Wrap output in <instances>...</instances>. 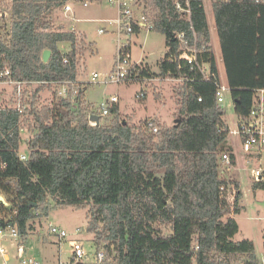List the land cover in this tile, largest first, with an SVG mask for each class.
<instances>
[{
  "label": "trees",
  "instance_id": "trees-1",
  "mask_svg": "<svg viewBox=\"0 0 264 264\" xmlns=\"http://www.w3.org/2000/svg\"><path fill=\"white\" fill-rule=\"evenodd\" d=\"M70 1L83 0H0V80L22 82V92L0 106V195L8 202L0 200V227L15 225L26 240L31 220L40 210L47 214L53 199L60 207L87 210V229L97 253L106 254L104 263L261 264L253 240L234 239L241 184L220 174L221 154L232 148L226 110L216 96L218 57L211 46L201 57L216 75L210 79L169 58L179 55L176 33L192 40L195 30L201 42L211 43L205 1L191 0L187 18L176 0H140L169 47L158 75L185 79L175 85V122L152 117L129 124L113 118L96 125L89 120L85 88L77 82L78 36L52 29L44 19ZM211 4L225 81L236 114L244 117L254 89L264 87V4ZM61 42H69V49H61ZM45 50L51 51L48 61ZM137 67L151 77L147 65ZM6 69L10 74L1 76ZM53 81L77 82V102L42 83ZM44 89L52 90L47 102L40 99ZM110 112L117 116L118 105ZM24 130L30 134L26 159L20 156ZM231 156L235 164L236 155ZM253 187L264 189V181Z\"/></svg>",
  "mask_w": 264,
  "mask_h": 264
},
{
  "label": "rangeland",
  "instance_id": "rangeland-1",
  "mask_svg": "<svg viewBox=\"0 0 264 264\" xmlns=\"http://www.w3.org/2000/svg\"><path fill=\"white\" fill-rule=\"evenodd\" d=\"M204 1L211 29V47L218 57L221 78L225 79V66L221 57L212 2ZM68 3L72 6L71 11L65 12L63 8L56 10L51 19L57 28L76 31L85 37L86 41L81 40L80 34L76 33L78 44L81 45L77 82L82 83V87L85 88L84 99L91 109L88 111L89 114L99 116L101 124L110 123L113 118L129 124H140L152 117L173 124L179 110L175 91L176 81L157 75L159 79L153 81H149V78L144 76L142 79L134 80L126 78L119 83L92 82L94 72L100 75V79L115 68L119 40L121 42L130 41L132 63H143L148 65L152 72L158 73L160 71L159 62L169 50L165 35L157 30H141L138 33L123 31L119 37L117 25L111 23V19L117 16V9L109 2L95 1L88 7L83 6L81 2L70 1ZM100 29L104 31L100 32ZM60 47L65 51L68 50L69 42H61ZM142 91L146 93L145 96L137 97V93ZM16 93L19 94L16 84L0 80V106L9 103L17 96ZM40 96L42 101L47 102L52 98V90L44 89ZM112 96L118 98L116 103L119 107L118 115L115 116L111 112L108 115H102L101 103ZM223 106L230 128H236L239 118L235 112V102L231 93H226ZM29 136V132L24 130L21 151L26 150L25 140ZM229 142L234 146L236 163L221 162L220 174L224 178L236 179L241 184L242 210L235 215L239 223V231L234 239L253 240L256 254L261 264H264V189H254V179L251 176L252 166L250 162H247L238 138L231 135ZM38 213L39 215L36 214L31 220L32 229L26 240L22 241L20 236L16 239L7 236L1 240L7 247L9 255L7 264H22V259L30 257L35 258L37 264H97V247L93 241V234L87 229L88 217L85 208L60 207L55 205V201L51 199L48 213L43 214L41 210ZM50 224L58 225L66 230L67 236L60 239L52 234ZM164 229L165 233L170 231L169 227L164 226ZM71 239H78L87 251L81 261L72 258ZM21 244L25 249L22 254L19 250ZM109 262L110 260L104 264H112ZM3 263V258H0V264Z\"/></svg>",
  "mask_w": 264,
  "mask_h": 264
},
{
  "label": "built area",
  "instance_id": "built-area-1",
  "mask_svg": "<svg viewBox=\"0 0 264 264\" xmlns=\"http://www.w3.org/2000/svg\"><path fill=\"white\" fill-rule=\"evenodd\" d=\"M99 2L102 0H83L82 5L88 7L92 2ZM111 5L117 9V17L111 19L112 24H116L118 28V36L120 37L123 31L127 33H133L136 31V27L141 30H154L155 25L152 18L144 11V6L140 0H106ZM213 2V0H209ZM221 1H238V0H221ZM255 4H264V0H247ZM176 8L183 16L191 17V0H176ZM65 12L71 11L72 6L67 3L63 7ZM53 12L50 10L44 14V19L50 21L52 29H56L55 23L51 19ZM140 30V31H141ZM103 32V29L99 30ZM175 38L179 43V55L176 56L174 53L170 54L169 58L171 60L177 59L184 61L192 67H196L201 71L205 78L210 79L211 76H216L214 72H211L209 64L206 63L201 57L204 53L210 50L211 43L201 42L198 34L193 30V39L190 40L185 32H179L175 34ZM130 41L121 42L119 40L117 60L115 68L111 73L103 76L99 79L100 75L94 72L92 76V82H104V83H119L123 79L129 78L142 79V69L137 67L140 62H131L130 59ZM67 61V60H65ZM126 66H129L126 68ZM10 70L6 69L1 73V76L9 75ZM146 77V76H145ZM168 80L176 81L177 83L184 81V78H174L166 77ZM225 79L215 80L216 85V96L219 105L223 106L225 101L226 93H231L232 89L229 84L224 81ZM9 84L18 85V93L22 92L20 81L7 80L4 81ZM51 83L54 90L61 96H71L72 100L76 103L79 89L76 88L74 81H53V82H42ZM73 84V86H72ZM145 92L142 91L137 93V97L141 98L145 96ZM202 100V97H199ZM118 101L116 96H112L105 102H102L100 108L102 110V115H108L110 113V108L115 105ZM224 107V106H223ZM92 113L89 114V120L92 125L99 124L97 121L92 120ZM238 116V115H237ZM236 128H230L228 123V142L229 136H236L245 152L244 156L247 157V162L251 163L252 178L254 182L264 181V87L254 89L253 102L251 108L246 116L239 117ZM153 125V122H150ZM154 131L158 128L154 127ZM232 150H225L221 154V162L232 164L231 153L234 152V146L229 142ZM236 155V154H235ZM20 156L22 159L27 158L25 151H20ZM50 232L57 235L60 239L67 236L66 230L58 225L50 224ZM10 236L12 238H18L20 236L19 229L15 225H8L0 227V258H3L4 263L7 264L9 261V255L7 247L1 241L5 237ZM71 246L73 247L72 258L73 260L81 261L87 254L84 245L78 239H71ZM20 254L24 252V247L21 244L19 247ZM106 260V254L104 251L97 253V264H104ZM22 264H37V260L33 257L24 258L21 260Z\"/></svg>",
  "mask_w": 264,
  "mask_h": 264
},
{
  "label": "water",
  "instance_id": "water-1",
  "mask_svg": "<svg viewBox=\"0 0 264 264\" xmlns=\"http://www.w3.org/2000/svg\"><path fill=\"white\" fill-rule=\"evenodd\" d=\"M50 55H51V51H50V50H45V51H44V54H43V60H44V61H48L49 58H50ZM91 119L97 121L98 123L100 122V117H99V116H95V115H94V116H92ZM0 200H1L3 203L7 204V202L5 201V198H4L3 196L0 197Z\"/></svg>",
  "mask_w": 264,
  "mask_h": 264
},
{
  "label": "crops",
  "instance_id": "crops-1",
  "mask_svg": "<svg viewBox=\"0 0 264 264\" xmlns=\"http://www.w3.org/2000/svg\"><path fill=\"white\" fill-rule=\"evenodd\" d=\"M116 17H117V16H116ZM116 17H115V18H116ZM115 18H112V19H115ZM64 30H65V29H64ZM75 32H76V31H75ZM76 33H79V32H76ZM79 34H80V33H79ZM80 39H81V40L84 39V41H86V40H85V37H84L82 34H80ZM147 66H148V65H147ZM149 73L151 74V77H148V76H147V77L149 78V81H153V80H155V79H159V77L157 76L159 72L157 73L156 71H155V72H154V71L152 72V70H149ZM115 105H116V104H115Z\"/></svg>",
  "mask_w": 264,
  "mask_h": 264
}]
</instances>
